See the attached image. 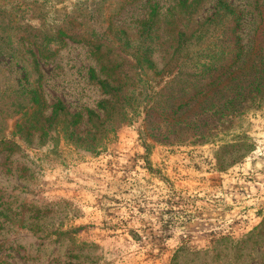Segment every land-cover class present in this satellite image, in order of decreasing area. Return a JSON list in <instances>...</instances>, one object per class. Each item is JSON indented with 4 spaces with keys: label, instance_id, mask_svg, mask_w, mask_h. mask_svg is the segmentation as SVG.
<instances>
[{
    "label": "rangeland",
    "instance_id": "rangeland-1",
    "mask_svg": "<svg viewBox=\"0 0 264 264\" xmlns=\"http://www.w3.org/2000/svg\"><path fill=\"white\" fill-rule=\"evenodd\" d=\"M263 228L264 0H0V264H264Z\"/></svg>",
    "mask_w": 264,
    "mask_h": 264
},
{
    "label": "trees",
    "instance_id": "trees-1",
    "mask_svg": "<svg viewBox=\"0 0 264 264\" xmlns=\"http://www.w3.org/2000/svg\"><path fill=\"white\" fill-rule=\"evenodd\" d=\"M186 94H188V92H186ZM264 229V228H263ZM247 240H242L240 242H237L235 247H237L238 252H241V250L243 249V245L246 243Z\"/></svg>",
    "mask_w": 264,
    "mask_h": 264
}]
</instances>
